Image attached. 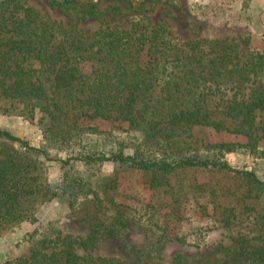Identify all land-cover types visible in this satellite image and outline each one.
Returning a JSON list of instances; mask_svg holds the SVG:
<instances>
[{"label": "rangeland", "instance_id": "rangeland-1", "mask_svg": "<svg viewBox=\"0 0 264 264\" xmlns=\"http://www.w3.org/2000/svg\"><path fill=\"white\" fill-rule=\"evenodd\" d=\"M50 1L26 0L64 28L75 25L87 34L105 25L130 29L141 20L164 24L179 42L233 39L241 62L264 52V0H76L81 5L67 12L51 8ZM92 4L98 15L85 17ZM84 70L89 72V66ZM256 84L245 83L243 93ZM222 93L220 89L219 97ZM2 104L9 108L8 102ZM219 118L224 125L220 130L193 127L181 135L186 145L179 143L172 151L146 146L140 132L113 119L79 117L81 130L66 141L46 138L38 107L33 113L23 103L0 109L1 129L45 152L40 156L43 178L56 193L35 205L33 222L0 232V264L27 255L48 225L52 236L60 232L79 242L95 226L94 243L74 246L80 256L116 258L125 264H249L247 254L264 246V185L222 170L182 167L163 175L111 161L59 162L111 154L145 162L218 160L264 183V130L243 129ZM221 144L225 146L219 148Z\"/></svg>", "mask_w": 264, "mask_h": 264}, {"label": "trees", "instance_id": "trees-1", "mask_svg": "<svg viewBox=\"0 0 264 264\" xmlns=\"http://www.w3.org/2000/svg\"><path fill=\"white\" fill-rule=\"evenodd\" d=\"M79 5L76 0L49 4L61 12ZM83 15L97 16L95 5ZM237 48L233 39L179 42L164 24L152 26L141 20L130 29L105 25L87 34L75 25L64 28L26 0H0V109L23 103L33 113L38 107L46 138L53 135L66 141L70 133L81 130L76 124L79 117L113 119L140 132L146 146L172 151L179 143L186 145L181 135L193 127L220 130L224 125L219 117L237 122L240 128L264 130V52L241 62ZM87 65L89 72L84 70ZM250 80L257 84L245 94L243 85ZM44 155L0 128V232L33 222L35 205L56 196L43 178L40 156ZM75 161H111L163 175L182 167L222 170L264 185L252 174L218 160L180 157L173 163L145 162L121 154L59 160L63 166ZM94 227L79 242L60 232L52 236L48 225L27 255L8 264H125L116 258L75 253L77 244L87 247L97 240ZM247 258L249 264H264V246L254 248Z\"/></svg>", "mask_w": 264, "mask_h": 264}]
</instances>
